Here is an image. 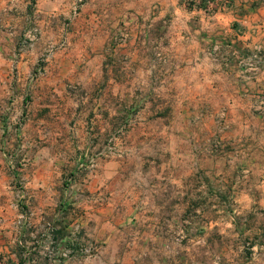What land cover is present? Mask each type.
Segmentation results:
<instances>
[{
	"label": "rangeland",
	"instance_id": "rangeland-1",
	"mask_svg": "<svg viewBox=\"0 0 264 264\" xmlns=\"http://www.w3.org/2000/svg\"><path fill=\"white\" fill-rule=\"evenodd\" d=\"M257 21L264 0H0V67L28 76L0 95L20 264H264V110L240 97L264 58L231 30Z\"/></svg>",
	"mask_w": 264,
	"mask_h": 264
},
{
	"label": "crops",
	"instance_id": "crops-1",
	"mask_svg": "<svg viewBox=\"0 0 264 264\" xmlns=\"http://www.w3.org/2000/svg\"><path fill=\"white\" fill-rule=\"evenodd\" d=\"M231 26H232L231 30L236 31L235 33L237 34L238 38H243V39L245 38V41L249 42V43H245L244 47L251 48L254 44H260V43L262 44V39H263L262 32L264 31V23L262 21L253 22L247 28H243V29L240 28L238 24H231ZM260 28H262V31ZM3 48H6V46L1 44L0 50H3ZM10 51L11 50H9V55H6V56L2 52H0V59L5 62L7 60L9 62L12 61L11 60L12 55H10ZM19 65H20V69L22 68L23 69L22 71H25L23 73L24 80L22 78H17L16 80H14L12 74L9 73L7 68L0 67V95L4 93H9L10 91H13L14 89L19 90L22 87V85H26L28 76L25 77L26 76L25 63L20 62ZM240 72H241L240 73L241 75L245 74L240 79V83H241L240 97L242 98L243 109L246 111H251L252 109L264 110V101H263L264 99V94H263L264 72L259 71V73L255 74V76L251 74H246L243 71H240ZM246 78L248 80H246ZM19 81H21L22 84L18 86L17 84ZM256 116L257 115L253 116L254 120ZM247 122H249V120L245 119L241 126L246 127L247 125H250ZM254 126H257V125L254 124ZM6 129H7L6 133H8L9 127L7 126ZM14 223L15 221L13 222V224ZM14 240H15L14 238L11 240L9 239L1 240L0 239V264H20L15 258L16 255L14 253V247H15ZM113 253L114 252L112 249L106 248L104 249V252H102V255L105 254L107 256L104 257L103 259H101L100 256L96 258L97 260L95 259L88 260L80 256H76V258L73 260L71 264H114L112 263V257H111ZM128 260H129L128 256L125 257L124 264L127 263Z\"/></svg>",
	"mask_w": 264,
	"mask_h": 264
},
{
	"label": "built area",
	"instance_id": "built-area-1",
	"mask_svg": "<svg viewBox=\"0 0 264 264\" xmlns=\"http://www.w3.org/2000/svg\"><path fill=\"white\" fill-rule=\"evenodd\" d=\"M262 31V28H260ZM253 52L246 58L242 59V63H250L259 61L260 59L264 58V51L262 50L261 46L259 44H254L252 46ZM67 254H62V257L66 258Z\"/></svg>",
	"mask_w": 264,
	"mask_h": 264
}]
</instances>
